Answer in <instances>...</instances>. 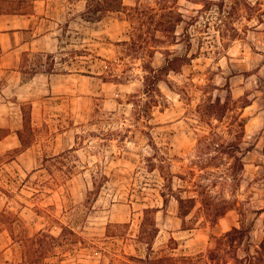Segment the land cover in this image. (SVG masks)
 <instances>
[{
    "label": "rangeland",
    "instance_id": "1",
    "mask_svg": "<svg viewBox=\"0 0 264 264\" xmlns=\"http://www.w3.org/2000/svg\"><path fill=\"white\" fill-rule=\"evenodd\" d=\"M71 2L26 0L15 12L0 2V28L33 23L59 37L53 52L14 57L0 44V264L144 256L149 206L158 252L207 258L212 235L233 227L264 242V0H122L142 24L106 0ZM37 72L57 75L31 80ZM217 97L226 110L203 114ZM61 224L81 241L42 255L35 235Z\"/></svg>",
    "mask_w": 264,
    "mask_h": 264
},
{
    "label": "trees",
    "instance_id": "2",
    "mask_svg": "<svg viewBox=\"0 0 264 264\" xmlns=\"http://www.w3.org/2000/svg\"><path fill=\"white\" fill-rule=\"evenodd\" d=\"M26 0H0L2 3L11 4V11H16L18 9L17 5H21ZM93 1V0H92ZM107 4L104 6L106 11L113 12H125L128 7H126L122 0H106ZM90 7V4L88 5ZM101 8L99 1L97 2L94 13ZM127 14L131 20H135L138 23L142 24L139 20V6H131L128 8ZM2 6H0V13H3ZM9 10V11H10ZM172 13V11H170ZM178 15L176 18V24L179 23L182 18ZM180 17V18H179ZM153 22V19H150ZM194 22H188V25L185 27V41L188 48L191 46V40L189 36V25ZM159 24H162V20L159 21ZM142 30L141 27L138 28ZM134 36H137V40L141 39L140 33H133ZM146 36V35H145ZM136 40V37H135ZM144 41V40H142ZM136 43V41H133ZM181 58L180 56H175L173 58H167V64H165L161 69L150 68L149 74L147 77L152 80V82L158 81L161 75V72L166 67H172L176 65V61ZM150 93V90H147ZM246 105V104H245ZM244 105V106H245ZM227 105L221 101L220 97L213 102H205L199 105V109L203 111V114L224 111L226 110ZM19 132V138L22 135ZM97 180L96 178L93 181V188L88 190L89 196L97 194ZM180 202L186 200L193 201L195 198L192 196L183 197L178 196ZM158 207H146L144 208V217L141 222L140 234L138 235V240L147 244V252L144 256L140 254H123V258H110V262L103 264H113L114 260H118V264H264V242L259 244L257 247L254 246V243L251 241V234L249 228L244 227H233L232 229L226 231L222 235H212L213 246L209 248L207 253L208 257L203 258V255H182L177 256L171 252H158L153 249L152 243L154 242L155 237L158 233V227L155 220V212H157ZM7 213L4 210H0V224L5 222ZM41 239L44 249L42 250V255L48 254L51 252H57L56 247H61V249H66L65 247H71V245L76 244L78 241H81V237L66 224L60 225V231L57 234H54L50 229H43L35 235V240ZM29 240V238H26ZM171 242H176L174 238H171ZM254 246V248H253ZM173 248V247H172ZM229 248L232 249L233 254ZM253 248V250H252ZM29 251V250H28ZM28 251L25 252V255H28ZM229 256L234 259L231 261Z\"/></svg>",
    "mask_w": 264,
    "mask_h": 264
},
{
    "label": "crops",
    "instance_id": "3",
    "mask_svg": "<svg viewBox=\"0 0 264 264\" xmlns=\"http://www.w3.org/2000/svg\"><path fill=\"white\" fill-rule=\"evenodd\" d=\"M82 1V0H81ZM45 2V0H44ZM48 7H54L59 4L66 5H74L71 0H47ZM66 13V12H65ZM17 16V15H15ZM28 21H34L33 17L36 14H25ZM49 20V19H48ZM37 22V20H35ZM38 25H34L33 23L25 25L24 27L15 26L8 28H0V44L3 48V51H6L7 55H12L13 57L20 51L21 47H24V50L29 51H38V52H47L54 51V47L52 46V41L59 40V37L52 33L50 35L47 33L39 32L37 28ZM51 39V40H49ZM44 41L43 44H41ZM51 41V42H50ZM38 74H45L46 78L49 79L57 75V73L51 72H37L31 77V80H34Z\"/></svg>",
    "mask_w": 264,
    "mask_h": 264
}]
</instances>
